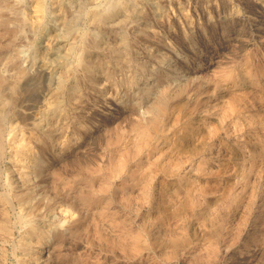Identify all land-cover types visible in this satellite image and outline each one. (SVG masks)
<instances>
[{"label":"rangeland","instance_id":"obj_1","mask_svg":"<svg viewBox=\"0 0 264 264\" xmlns=\"http://www.w3.org/2000/svg\"><path fill=\"white\" fill-rule=\"evenodd\" d=\"M33 1L34 0H0V31L3 32V31H17V29L19 30L18 33H16L11 37V39L13 40V44L11 45L12 48L9 49H7V47H5L4 45V43L8 38L7 33L5 32L3 35L0 36V60H1L0 70L2 74L7 78V80L12 78V74L14 71V68L10 69V67L8 66L9 63H8L7 55L9 53L17 54L18 63L24 67L31 65L27 68H30V71L31 70L34 71L36 63H38L37 61H39L40 60L39 58L41 57L39 55L40 54L42 55L43 48H45L44 45L47 42L46 36L52 32H55L56 30L57 32L59 30L60 31L67 30L66 24L63 21L64 12L66 13L64 15L65 16L67 15V17L74 16L73 15L74 11L72 12V15L70 11L68 10L65 11L66 4L68 5L70 3L67 0L65 1L43 0L44 7L46 8H44L45 10H43L42 12L36 10ZM53 1L55 2V4ZM87 1L88 3H86ZM102 1L104 0H96V1L93 0V2L92 0H85V4L95 5ZM141 1L137 0L139 6L142 7L141 8L142 9L141 16L143 15L142 19L143 21L145 20L144 22L147 21L150 27L148 25L147 28L142 26L140 27V25H142L140 24L139 25L140 28L139 27L136 28L137 26L135 27V25L141 20V17H139V18H134L131 21L128 20L125 24L120 25L118 27V30L133 31L134 29V31H144V30L158 31L157 34L153 36V38H151L152 40L151 42L153 43L151 47L152 51L149 53L144 51L140 52V55L143 54V57L141 58L143 60L147 59V62L150 63L146 68V72L145 71L143 72L144 75L148 72L153 71L152 65L155 66L158 71L157 76L156 75L153 77L149 76L148 78V80L153 79L152 82H155L153 91L159 90L161 82L166 83V82H171V80L174 82V84L172 83V86L175 85L176 82L183 80H184L183 82H187L190 85V89H189L190 102L188 101L183 109L177 110L174 113V117L172 116L173 117L172 122L177 121V123L181 126L184 125L195 126L196 121H198L199 119H203V118L205 119L210 117L211 119L215 120L221 114V111L222 113L225 112L227 123L224 125V127H221L220 124L217 122L215 123L216 124L215 127L218 128H215L214 129L215 132L213 133V143H214V147L212 148L213 156L206 157L204 160L201 161L199 160V158L194 159L192 163H195L196 167L198 168L200 167L201 169H199L198 173L194 177H192L193 174L191 172L188 173L189 176L186 178H182L181 175L180 178H178L179 180L181 179L180 180L181 184L179 187L169 188L170 187L169 183L172 182L173 180H170L167 176L159 173L157 167L156 168L157 176L155 175L151 183V186L154 185L152 186L151 193L150 194L144 193L143 187L141 191V186H142V181L140 180L141 171L144 167L148 166V164L147 163L145 164V161H140L138 163L137 162L129 163L128 167H130L131 169L130 171L126 168L123 171L124 172L123 174L120 173L119 175L117 174L111 175L112 177H109L110 178L109 180L111 181L110 183L111 188L108 190V192L106 191V193L100 189L99 186L100 180L95 182V184H93L92 186L82 187L81 188L82 190L81 189L79 190L80 192L77 191L76 193L75 192L68 193L64 188V184H62L59 179H56L52 176L53 172L60 176H67V177H69L71 173L75 174L79 171H83L87 173L89 171H94V170L96 171L99 169V171L101 170L100 171L101 173H107V171L109 172L111 170V167L115 166V162H114L115 160H113L112 158L110 159L109 157L110 154L108 153L109 149H107L106 143L104 142L106 138L105 136H106L107 127L112 126L111 128L113 129V131L123 130L124 133L128 136L132 132L131 131L132 123L136 119H139V117H142L144 115L146 116L149 114V112L146 111L145 104L148 103L149 100H151L150 96L152 97V95L148 94L147 88L146 86H144V84H140L137 87L123 88L121 91V96L124 99L121 101L116 100V102L110 103L108 99L106 100L103 94H100L97 91V89L94 87V83L90 81L92 84L91 85L90 82L88 81L85 82L86 84H81V88L87 89L86 92L84 91V89L80 90L81 94L84 97L80 96L78 97V99H73V97L69 98V100H71L70 101L71 103L69 102V100L67 101L64 100L65 106L67 108L65 110L67 118L61 121L60 118L52 115L50 110L46 109L48 108L49 105V103L46 104L48 97L50 99L53 98V96L50 93L49 87L54 86L55 76H52L50 73H47L42 77L43 78L42 79L40 77V73L34 72L31 74L32 72L31 71L29 76L23 79L22 81L23 83L21 82L22 88L20 92L22 93L17 96L15 103L17 104L27 103V105H29V107L31 106L30 108H32L34 111L28 108L29 110L27 111H29L28 112L29 114L20 113L21 114L20 115L16 113L18 110L17 109L18 106L16 107L14 104L13 106L11 105V98L8 95H6L5 99L2 100V104L0 102V105L4 107L10 106L9 108L10 111L12 112L10 113V117L13 116V122L15 121L13 125L15 126L16 124L17 125L21 124L18 127L15 126L13 129L10 130V127L12 125V120L10 119L7 120L5 122L6 132H8L6 136L10 137V135L13 134V132H17V133L20 132L19 136L23 135V138L26 137L25 139L30 142L28 143L27 146V147L30 146V149H28L29 152L27 153V158H25V160L30 158V160L37 162V166L34 165L36 166L34 169H36L38 165L43 166L44 173L41 174L39 173V175L38 174L35 175L36 177H34V181H33L34 182L33 194L35 196L33 203H36L35 205L37 204L40 205H37L36 209L34 208L32 214L28 216L25 215L24 217L25 218L29 216L34 217L35 221H37V226L40 227L41 230L49 234L45 239L41 240V242L43 243L45 241H46L45 243H48L46 250L43 251L47 256V262H46L47 264H264V206H261L264 204V152L262 153L261 157H259L254 163H252L253 149L251 146V141L253 139V136L264 131V0H251V1L250 0H242V1L241 0H219V1L218 0H190V1L189 0L188 1L187 0H172V1L171 0H146V1L141 0ZM248 3L250 8L248 7ZM24 7H26L25 10ZM15 8L17 9V11H15ZM57 8L58 10H56ZM23 14L24 15L27 14L26 15L27 19L25 18L24 19L25 21H22L19 24V26H17L18 25L17 19L19 16ZM40 15L44 18H41ZM79 16H80L78 17L79 19L74 16L73 18L74 25L76 24L78 25V27L81 26L84 27L89 25L85 15H79ZM48 17L49 19H47ZM40 18L43 21L42 27H39L37 25L38 20ZM182 22L183 24H181ZM60 24H62L61 27ZM33 31H43L44 33L42 32L43 35H39L36 33L34 34V38H33V33H32ZM96 31H103V30L96 29ZM182 31H193L195 33L194 38L190 40V38H188V36L182 33ZM30 35H32V37ZM25 41L27 44L25 43ZM135 42L137 44L138 40L135 39ZM159 49H161V51H168L171 53V55L168 56L167 59L163 62H158V59L155 55L157 54ZM189 50L192 52H189ZM203 56H205L204 58L206 60L203 62V64L201 65V67L197 72H193L194 66H196L198 60ZM30 58L32 59L30 60ZM45 59L50 63H52V70L54 72L55 71L57 72L58 66L57 63L54 62L55 59H52L51 57L50 58L45 57ZM111 84H109L110 85L109 88L111 90H115V85L113 86ZM84 85H87V87H85ZM156 85L159 86L157 87ZM82 91H84V93ZM75 100L77 101L79 100L78 101L79 103L84 102V104H79ZM209 102L212 103L210 104ZM33 105H35V107ZM96 105H98L99 107ZM143 112H145L146 114L145 113L143 114ZM137 113L138 116L135 115ZM75 114H78L79 118L81 119L80 121L78 122L72 121V117ZM79 114H81L82 116H80ZM128 114H132V115L128 116ZM21 116L23 117L25 116L24 118L27 117L25 119V124H23L22 122L20 123ZM41 118H45L49 126L50 125L55 126L56 132L58 131L63 132L62 138H66L69 144L76 143L78 145H73L71 147L69 146V148H65L62 155H60L57 151L53 149V146H51L49 141H47V143H42L41 141L39 142L37 131L40 129H38V126L33 127L34 125L32 121L38 122ZM27 119L31 121L28 120L27 122ZM127 120L129 121V123ZM95 121H97L95 125L96 127L94 126L93 130L91 131L93 126L92 124H94ZM107 123H111V124H107ZM112 123H114L115 126ZM202 127L204 126H199L200 128L199 130H201ZM72 128L77 129L78 131L77 135L75 134L76 138L74 135H72V133L70 134ZM214 134L216 135V137ZM80 140L81 142H79ZM39 147L40 148L42 147L43 149L42 148L40 149ZM230 147H235L237 149L239 158H234L233 156H231L229 150ZM47 149L49 150L48 153L46 152L48 151ZM227 151L229 153H227ZM12 155L13 152L12 150L9 149H6V152L2 153V155L0 154V156H2L0 157V168L2 169V170L0 169V191L2 192V193L0 192L1 195L0 199L3 193L5 194L6 192H9L7 182L8 181L13 182L14 181L13 179L17 175L15 173L16 166L12 164L13 163L11 160ZM28 155H31V157H28ZM90 158L92 159L89 160ZM101 162H103L104 164H102ZM3 166L4 168H2ZM56 168L59 169L56 170ZM86 169H88L89 171ZM136 172L138 175L136 174ZM120 175L121 176L125 175L126 178L122 179ZM159 175H161L162 178ZM218 175L220 178L218 177ZM132 177L134 178L132 179ZM207 177L208 179H206ZM197 182L199 183V185ZM193 184L196 185L197 190L199 189L197 191L198 193L197 197L193 196L194 193L192 192L191 189ZM130 185L132 188L130 187ZM186 185H190V186H186ZM122 187H124V189ZM83 188H85V190ZM96 188L98 189L96 190ZM255 189L257 191H255ZM127 191L130 194H127L128 193ZM233 191H235L236 193ZM91 192L93 193L92 196H90L92 194ZM168 192H171V194ZM59 193L60 194L62 193V195H60ZM136 193L137 194L139 193V195H137ZM252 193H254V195H252ZM81 194L87 195L89 199L95 200V202L82 201V199L79 198ZM104 194L107 196L106 203H103L102 198L100 199V197H102ZM123 195L124 197H122ZM254 196L256 198H254ZM117 197L120 199L118 200ZM250 197H253L255 199V204H254L255 206H253L252 208H250V210H248L249 208L246 204L248 202L245 203L244 201H248L247 199H249ZM234 198L237 199V201ZM74 199L76 200V202ZM205 200H207V202ZM118 201L119 202L121 201L120 202L121 204ZM213 201L217 203L218 209L221 212L217 210L216 204ZM178 202H180V204ZM219 202L222 203L220 204ZM12 203L13 204L10 203L5 204L2 203V199L0 200V204H1L0 211L3 212L2 210L6 209L9 221L16 224V226L13 229V232L10 233L9 236L5 237L2 234H0L1 237L0 240H3V242L0 241V264H19L21 262L20 259L24 255V251L26 250L24 249V246L22 245L20 238L22 237V235L25 234L28 226L26 227L25 225L27 224L24 225V223L22 224L21 222L18 221L19 214L17 213H22V210L19 204L15 200H13ZM163 203L164 206H162ZM196 203H199L201 206ZM198 205L200 206V209ZM182 208H186V209H182ZM1 212H0V221L3 215V213ZM110 212L112 213L110 214ZM100 213L103 214L101 215ZM95 215L96 217H94ZM181 215H183V217ZM83 216L86 218L85 220ZM64 217H66L68 220H65ZM130 217L134 220H132ZM144 218H146V220ZM210 218H213L214 220ZM99 219H101V221ZM82 220H84L82 222L83 225L81 223ZM245 220H247V222L249 221V224ZM58 221H61L62 225H57L56 228L54 227V222L57 223ZM86 222L88 223L89 228H87ZM220 223H222L221 226ZM112 228L113 229L116 228L117 230L116 229L113 230ZM56 229L61 230L62 235L61 234L59 235V233L56 235ZM69 229H71V231ZM92 229H94V231ZM147 230L148 232H146ZM181 231L184 232V234ZM213 231L216 233H214ZM136 232H141V234L143 235L140 239L138 246L136 247L137 249H134L132 242H130L131 236L129 234ZM149 234H151V236H153L152 238L154 239H151L149 237ZM26 235L34 242V246L31 249L32 253H30V256H32L37 249L39 250L41 249L38 246L39 244L36 243V239H38V236L36 235V233L33 232H29ZM62 240L64 243L63 246L60 245V241ZM4 241H6V243ZM121 241L123 242V244L121 243ZM125 249L128 250L126 251ZM174 250H176V252ZM62 253H64L66 256L62 255Z\"/></svg>","mask_w":264,"mask_h":264},{"label":"bare ground","instance_id":"obj_2","mask_svg":"<svg viewBox=\"0 0 264 264\" xmlns=\"http://www.w3.org/2000/svg\"><path fill=\"white\" fill-rule=\"evenodd\" d=\"M46 1V0H45ZM52 1V0H51ZM50 1V2H51ZM65 1V0H64ZM70 2L68 5L66 4L65 11H70L71 15L73 12V15L75 17H80L79 15H85L87 18V22L89 25L87 26H81L78 27V25H74V16L73 17H67L63 14V21L66 24V31H59L57 30L55 32H52L48 34L47 42L44 45L45 48H43V53L37 61L36 66L34 68V71H30V68L21 66L18 63V57L17 54L12 53L8 54V66L10 69L14 68L12 78L7 80V78L2 74L0 70V102L2 104V100L5 99V96L8 95L11 98V105L13 104L17 107L18 114H29L27 110L29 105L27 103H15L16 98L18 95H20L22 92L21 90V82L23 79L29 76L30 72L31 74L36 72L40 73V77L42 78L45 74L50 73L52 76H55V84L54 86H50V93L53 96L52 99L48 97L47 103L48 110L51 111V114L55 117H58L61 119V121L65 120L67 118L66 115V106L64 100H69V98L78 99V97H82L80 90H83L84 88H81V84H86L85 82H93L94 87L97 89V91L100 94H103L106 98L110 101V103L116 102V100H123L124 98L121 96V91L123 88H130V87H137L140 84H144L147 88V92L150 96L151 100H147L148 103L145 104L146 111L149 112L148 115H144L142 117H139V119H136L132 123L131 133L127 136L123 130L120 131H113L111 127H107L106 129V138L105 143L107 146V149H109L110 159L112 158L115 160V166L111 167V170L107 173H101L98 170L89 171L87 173L83 171H79L77 173H71L69 177L67 176H60L53 172V177L56 179H59L62 184H64V188L66 192H77L84 186H92L100 180L99 186L100 189L106 193L111 188V181L109 180V177H112L111 175H119L120 173L123 174L124 170L127 168L129 171L131 170L130 167H128V164L131 162H140L145 161V164L147 163L148 166L144 167L141 171V191L143 187L144 193H151L152 185L151 183L156 175L157 167L159 173L167 176L170 180H173L169 183V188L173 187H179L181 184V179L179 180L180 176L182 175V178L188 177V173L191 172L193 174L192 177H194L200 167H196L195 163H192V161L196 158H199V160H204L206 157L213 156L212 154V148L214 147L213 143V133L215 132L214 129L218 128L215 127V123H219L221 127H224V125L227 123L225 112L222 113L217 117V119L213 120L210 117L199 119L196 121L195 126H181L177 123V121L172 122V118L174 117V113L177 110L183 109L184 106L187 104V102L190 100L189 98V89L190 85L187 82L179 81L176 82L175 85L172 86V83L174 82L171 80V82H161L159 90L153 91L154 83L152 82L153 79L148 80L149 76H157V69L155 66L152 65L153 71L148 72L144 75V71L146 72V68L150 64L147 62V59L143 60L141 57H143V54L140 55L141 51L144 52H151L152 51V40L153 36L157 34L158 31H122L118 30V27L120 25L125 24L128 20H132L134 18L141 17L140 22H138L135 27L138 28L140 24V27H146L149 26L148 22H144L141 16L142 7L139 6L137 0H104L100 3H97L95 5H86L85 0H67ZM96 1V0H95ZM141 1V0H140ZM146 1V0H145ZM172 1V0H171ZM188 1V0H187ZM190 1V0H189ZM219 1V0H218ZM242 1V0H241ZM251 1V0H250ZM54 2V1H53ZM67 2V3H68ZM93 2V0H92ZM142 2V1H141ZM144 2V1H143ZM181 2V1H180ZM217 2V1H216ZM215 2V3H216ZM221 2V1H220ZM228 2V1H227ZM257 2V1H256ZM4 3V2H3ZM28 3V1H27ZM58 3V2H57ZM60 3V2H59ZM88 3V1L86 2ZM91 3V2H90ZM145 3V2H144ZM154 3V2H153ZM189 3V2H188ZM219 3V2H218ZM254 3V2H253ZM34 6L36 7V10L39 12H42L45 10L44 8V2L43 0H34L33 1ZM55 4V2H54ZM150 4V3H149ZM174 4V3H173ZM21 5V4H20ZM31 5V4H29ZM154 5V4H153ZM172 5V4H170ZM219 5V4H218ZM232 5V4H231ZM8 6V5H7ZM46 6V4H45ZM53 6V4H52ZM65 6V5H64ZM157 6V5H156ZM175 6V5H174ZM220 6V5H219ZM28 7V6H27ZM31 7V6H30ZM51 7V6H50ZM167 7V6H166ZM165 7V8H166ZM177 7V6H176ZM179 7V6H178ZM214 7V6H213ZM218 7V6H217ZM216 7V8H217ZM248 7L249 3H248ZM13 8V6H12ZM49 8V7H48ZM151 8V7H150ZM188 8V7H186ZM205 8V7H204ZM26 7H24V10ZM156 9V8H155ZM160 9V8H159ZM164 9V8H163ZM191 9V8H190ZM211 9V8H210ZM28 10V9H27ZM32 10V9H31ZM58 10V8L56 9ZM182 10V9H181ZM188 10V9H187ZM193 10V9H192ZM199 10V9H198ZM209 10V9H208ZM15 11L17 9L15 8ZM63 11V10H62ZM67 11V12H68ZM38 12V13H39ZM53 12V11H52ZM149 12V11H148ZM183 12V11H182ZM193 12V11H192ZM205 12V11H204ZM258 12V11H256ZM255 12V13H256ZM49 13V12H48ZM58 13V12H57ZM145 13V12H144ZM162 13V11H161ZM164 13V12H163ZM177 13V12H176ZM50 14V13H49ZM148 14V13H147ZM169 14V13H168ZM200 14V13H198ZM20 15V14H19ZM27 15V14H26ZM26 15H21L17 19V26L22 21H25L24 19ZM37 15V14H36ZM69 15V14H68ZM221 15V14H220ZM39 16V15H38ZM41 16V15H40ZM192 16V15H191ZM225 16V15H224ZM230 16V15H229ZM233 16V15H232ZM248 16V15H247ZM46 17V16H45ZM146 17V16H145ZM148 17V16H147ZM196 17V16H195ZM221 17V16H220ZM31 18V17H30ZM41 18H44L41 16ZM38 20V26L42 27L43 21L42 19ZM205 18V17H204ZM249 18V17H248ZM49 19V17L47 18ZM79 19V18H78ZM85 19V18H83ZM146 19V18H145ZM34 20V19H33ZM58 20V17H57ZM219 20V19H218ZM241 20V19H240ZM61 21V20H60ZM150 21V20H149ZM233 21V20H232ZM258 21V20H256ZM193 22V21H192ZM3 23V22H2ZM27 23V22H26ZM51 23V22H50ZM132 23V22H131ZM172 23V22H171ZM169 23V24H171ZM252 23V22H251ZM129 24V23H128ZM183 24V22L181 23ZM185 24V23H184ZM193 24V23H192ZM248 24V23H247ZM54 25V24H53ZM62 24H60L61 27ZM64 25V24H63ZM84 25V24H83ZM162 25V24H161ZM52 26V25H51ZM155 26V25H154ZM195 26V25H192ZM247 26V25H246ZM46 27V26H45ZM139 27V28H140ZM150 27V26H149ZM175 27V26H174ZM21 28V27H20ZM24 28V27H23ZM156 28V27H155ZM159 28V27H158ZM168 28V27H167ZM171 28V27H170ZM209 28V27H208ZM47 29V28H46ZM96 29H100L103 31H96ZM121 29V28H120ZM157 29V28H156ZM195 29V28H194ZM26 30V29H23ZM42 30V29H41ZM169 30V29H168ZM187 30V29H186ZM45 31V30H44ZM166 31V29H165ZM209 31V30H208ZM228 31V30H227ZM253 31V30H252ZM7 33L8 38L6 42L4 43L5 47L7 49L12 48L11 45L13 44V40L11 37L19 32L17 31H0V36L4 33ZM43 31H33V38L34 34L43 35ZM172 32V31H170ZM210 32V31H209ZM21 33V32H20ZM19 33V34H20ZM162 33V32H161ZM167 33V32H166ZM181 33V32H180ZM190 40L194 38L195 33L193 31H182ZM248 34V33H247ZM169 35V34H168ZM215 35V34H214ZM253 35V34H252ZM32 37V35H30ZM170 36V35H169ZM177 36V35H176ZM198 36V34H197ZM41 37V36H40ZM45 37V39H46ZM166 37V36H165ZM254 37V36H253ZM19 38V37H18ZM36 38V37H35ZM43 38V37H42ZM179 38V37H178ZM214 38V37H213ZM15 39V38H13ZM21 39V38H20ZM32 39V38H31ZM135 39L138 40V43L136 44ZM171 39V38H170ZM199 39V38H198ZM206 39V38H205ZM4 40V39H3ZM25 40V39H24ZM35 40V39H34ZM174 40V39H173ZM229 40V39H228ZM263 40V39H262ZM21 41V40H20ZM171 41V40H170ZM29 42V41H27ZM204 42V41H203ZM26 43V41H25ZM33 43V42H31ZM29 43V44H31ZM44 43V42H43ZM24 44V42H23ZM27 44V43H26ZM40 44V43H39ZM21 45V44H19ZM178 45V44H177ZM180 45V44H179ZM201 45V44H200ZM24 46V45H22ZM162 46V45H161ZM203 46V45H202ZM192 47V46H191ZM204 47V46H203ZM26 48V47H25ZM29 48V47H28ZM187 48V47H186ZM185 48V49H186ZM179 49V48H178ZM262 49V48H261ZM59 50V52H58ZM169 50V49H167ZM192 50V49H191ZM157 51V49H156ZM179 51V50H178ZM241 51V50H240ZM172 52V51H171ZM189 52H192L189 50ZM203 52V51H202ZM21 53V52H20ZM181 53V52H178ZM39 54V53H38ZM30 55V54H29ZM33 55V54H32ZM158 62H163L167 59L168 56L171 55L168 51H161V49L158 50L157 54H155ZM154 55V56H155ZM199 55V54H198ZM197 55V56H198ZM187 56V55H186ZM185 56V57H186ZM25 57V56H24ZM32 57V56H31ZM45 57L55 59L54 62L57 63L58 69L57 72L52 70V63L47 61ZM205 56L201 57L198 60V63L193 68V72H197L203 62L206 60L204 58ZM32 58H30L31 60ZM25 60V59H24ZM1 61V60H0ZM53 61V60H52ZM209 61V60H208ZM151 62V61H150ZM191 62V61H190ZM30 63V62H29ZM4 64V63H3ZM24 64V63H23ZM152 64V63H151ZM157 64V63H156ZM155 64V65H156ZM168 65V64H166ZM178 66V65H177ZM165 67V66H164ZM2 69V68H1ZM192 70V69H191ZM4 71V70H3ZM9 71V70H7ZM6 71V72H7ZM11 71V70H10ZM185 72V71H184ZM4 73V72H3ZM200 73V72H199ZM198 73V74H199ZM186 74V73H185ZM201 74V73H200ZM9 75V74H8ZM36 75V74H35ZM182 75V74H181ZM184 75V74H183ZM195 75V73H194ZM203 75V74H202ZM180 76V75H179ZM10 77V76H9ZM187 77V76H186ZM215 77V76H214ZM45 78V77H44ZM210 78V77H209ZM212 78V77H211ZM43 79V78H42ZM33 80V79H32ZM40 80V79H39ZM108 80V81H107ZM202 80V79H201ZM208 80V79H207ZM43 81V80H42ZM46 81V80H45ZM51 81V80H50ZM177 81V80H176ZM35 82V81H34ZM90 82V84H91ZM23 83V82H22ZM112 83V84H111ZM51 84V83H50ZM109 84L115 85V90H111L109 88ZM31 85V84H30ZM89 85V84H88ZM92 85V84H91ZM87 87V85H84ZM112 86V87H113ZM157 86V85H156ZM159 86V85H158ZM157 86V87H158ZM111 87V88H112ZM221 87V86H220ZM47 88V87H46ZM158 89V88H157ZM236 89V88H235ZM241 89V88H240ZM25 90V89H23ZM22 90V91H23ZM48 90V89H47ZM87 89H84L86 92ZM141 90V89H140ZM84 91H82L84 93ZM92 91V90H91ZM139 91V90H138ZM223 91V90H222ZM32 93V92H31ZM89 93V92H88ZM39 94V93H38ZM126 94V93H125ZM132 94V92H131ZM16 95V96H14ZM34 95V94H33ZM148 95V96H149ZM209 95V94H208ZM207 95V96H208ZM14 96V98H13ZM42 96V95H41ZM87 96V95H86ZM147 96V97H148ZM211 96V95H210ZM25 97V96H24ZM40 97V96H39ZM84 97V96H83ZM128 97V96H127ZM139 97V96H137ZM9 98V99H10ZM19 98V97H18ZM122 98V99H121ZM149 98V97H148ZM22 99V98H21ZM45 99V98H44ZM83 99V98H82ZM91 99V98H90ZM139 99V98H138ZM206 99V98H205ZM20 100V99H19ZM36 100V99H35ZM80 100V99H79ZM78 100V101H79ZM96 100V99H95ZM102 100V99H100ZM215 100V99H214ZM71 100H69L70 102ZM77 101V100H75ZM77 101V102H78ZM98 102V101H97ZM190 102V101H189ZM219 102V101H218ZM7 103V101H6ZM71 103V102H70ZM75 103V102H74ZM73 103V104H74ZM79 103V102H78ZM104 103V102H103ZM210 103V102H209ZM212 103V102H211ZM210 103V104H211ZM84 104V102L79 103ZM97 104V103H96ZM119 104V103H118ZM122 104V103H121ZM127 104V103H126ZM226 104V103H225ZM92 105V104H91ZM106 105V104H105ZM109 105V104H108ZM35 107V105H33ZM68 106V105H67ZM77 106V104H76ZM74 106V107H76ZM83 106V105H82ZM81 106V107H82ZM90 106V105H89ZM98 106V105H96ZM101 106V105H100ZM104 106V105H103ZM141 106V105H140ZM224 106V105H223ZM10 107V106H9ZM9 107H4L0 105V154L6 152V149L12 150L13 155L11 157L12 164L16 166V177L13 179L14 181H8V189L9 192H6L5 194H2V203L7 204H13V200H15L21 210L22 213H17L18 215V221L27 227L26 232L22 237L20 238L22 245L24 246V255L21 257V262L24 264H45L47 262V256L45 255L44 250H46L48 243L41 242L42 239H45L49 234L45 231L41 230L40 227L37 226V221H35V218L32 216H29L25 218L24 216H28L33 213L34 208L36 209L37 204L33 203L34 201V177L35 175H39V173H44L43 166L38 165L36 169H34L37 166V162H34L32 160L26 159L27 153L29 152L28 149H30V146H28V143H30L28 140L23 138L22 136H19V133L13 132V134L10 135V137H7L5 122L7 120H12V125L10 127V130L13 129L15 126L18 127L19 125H13V116L10 117V111ZM41 107V106H40ZM72 107V106H71ZM80 107V106H79ZM99 107V106H98ZM102 107V106H101ZM108 107V106H107ZM218 107V106H217ZM227 107V106H225ZM42 108V107H41ZM110 108V107H109ZM116 108V107H115ZM114 108V109H115ZM220 108V107H219ZM32 108H30L31 110ZM45 109V110H46ZM102 109V108H101ZM112 109V108H111ZM122 109V108H121ZM135 109V108H134ZM224 109V107H223ZM33 110V109H32ZM44 110V109H43ZM76 110V109H75ZM78 110V109H77ZM100 110V108H99ZM113 110V109H112ZM116 110V109H115ZM143 110V109H142ZM205 110V109H204ZM27 111V112H26ZM34 111V110H33ZM42 111V110H41ZM73 111V110H72ZM86 111V110H85ZM93 111V110H92ZM231 111V110H229ZM75 112V111H74ZM116 112V111H115ZM114 112V113H115ZM202 112V111H200ZM215 112V110H214ZM218 112V111H217ZM15 113V112H14ZM32 113V112H31ZM41 113V112H40ZM48 113V112H47ZM46 113V114H47ZM71 113V112H70ZM145 112H143L144 114ZM186 113V112H185ZM219 113V112H218ZM232 113V112H231ZM33 114V113H32ZM50 114V115H51ZM90 114V113H89ZM146 114V113H145ZM179 114V113H178ZM214 114V113H213ZM12 115V114H11ZM21 115V114H20ZM82 116L81 114H79ZM113 115V114H112ZM132 115V114H128ZM138 116V113L135 114ZM29 116V115H28ZM101 116V114H100ZM136 116V117H137ZM173 116V117H172ZM25 117V116H24ZM23 116H21L20 123L22 122L25 124V119ZM42 117V116H40ZM45 117V116H44ZM98 117V116H97ZM103 117V116H102ZM112 117V116H111ZM19 118V117H18ZM39 118V117H36ZM86 118V117H85ZM113 118V117H112ZM132 118V117H131ZM16 119V117H15ZM30 119V118H29ZM27 119V122L28 120ZM49 119V118H48ZM94 119V117H93ZM107 119V118H106ZM111 119V118H110ZM129 119V118H128ZM34 120V119H33ZM39 120V119H38ZM52 120V119H51ZM81 119L79 118L78 114L73 115L72 121L78 122ZM217 120V121H216ZM31 121V120H29ZM56 121V120H55ZM90 121V120H89ZM128 121V120H127ZM11 122V121H10ZM8 122V123H10ZM42 122V123H41ZM87 122V121H86ZM91 122V121H90ZM96 122L92 124V129L96 125ZM103 122V121H102ZM229 122V121H228ZM258 122V121H257ZM33 127L38 126V140L42 143H47V141L50 142L51 146H53V149L57 151L60 155H62L65 148H69V146L78 145L76 143L69 144L67 142L66 138H62L63 132L58 131L56 132V128L53 125H48L45 118H41L38 122L32 121ZM31 123V124H32ZM50 123V122H48ZM115 123V122H114ZM114 123H112L114 125ZM129 123V121H128ZM28 124V123H27ZM86 124V123H85ZM100 124V123H98ZM111 124V123H107ZM124 124V123H123ZM218 124V125H219ZM242 124V123H241ZM118 125V124H116ZM125 125V124H124ZM197 125V126H196ZM24 126V125H22ZM30 126V125H29ZM115 126V125H114ZM199 126L202 127L201 130H199ZM26 127V126H24ZM28 127V126H27ZM87 127V126H86ZM96 127V126H95ZM122 127V126H121ZM8 128V127H7ZM23 128V127H22ZM61 128V127H60ZM103 128V127H102ZM105 128V127H104ZM115 128V127H114ZM29 129V128H28ZM34 129V128H33ZM62 129V128H61ZM123 129V128H122ZM19 130V129H18ZM21 130V129H20ZM199 130V132H198ZM14 131V130H13ZM31 131V130H29ZM72 131V132H71ZM70 131V134L75 136L78 133L77 129H73ZM97 131V130H96ZM103 131V130H102ZM25 132V131H24ZM68 132V131H67ZM224 132V131H223ZM11 133V132H10ZM32 133V132H31ZM101 133V132H100ZM232 133V132H231ZM76 134V135H75ZM94 134V133H92ZM104 134V132H103ZM67 135V134H66ZM96 135V134H95ZM99 135V133H98ZM215 135V134H214ZM232 135V134H229ZM25 136V134H24ZM86 136V135H85ZM91 136V135H90ZM104 137V136H103ZM216 137V135H215ZM220 137V135H219ZM227 137V136H226ZM248 137V136H247ZM232 138V137H231ZM102 139V138H100ZM100 141V140H99ZM81 142V140L79 141ZM78 142V143H79ZM84 144V142H83ZM102 144V143H101ZM87 145V144H86ZM103 145V144H102ZM42 146V145H41ZM44 146V145H43ZM251 146L253 149V156H252V163H254L259 157H261L262 153L264 152V131L261 133L256 134L253 136V139L251 141ZM83 147V146H81ZM80 147V148H81ZM40 148V147H39ZM42 148V147H41ZM40 148V149H41ZM48 148V147H47ZM73 148V147H72ZM71 148V149H72ZM100 148V146H99ZM222 148V147H221ZM226 148V147H225ZM43 149V148H42ZM103 149V148H102ZM101 149V150H102ZM48 150V149H47ZM106 150V149H104ZM230 154L234 158H239V154L237 152V149L235 147H230ZM43 151V150H42ZM41 151V152H42ZM74 151V150H73ZM47 153L49 152L46 151ZM70 152V151H69ZM76 152V151H75ZM100 152V151H99ZM103 152V151H102ZM101 152V153H102ZM107 152V151H106ZM105 153V152H104ZM103 153V154H104ZM227 153H229L227 151ZM226 153V154H227ZM241 153V152H240ZM45 154V153H44ZM51 154V153H50ZM49 154V155H50ZM68 154V153H67ZM106 154V153H105ZM108 154V155H109ZM52 155V154H51ZM50 155V156H51ZM66 155V154H65ZM77 155V154H76ZM101 155V154H99ZM215 155V154H214ZM242 155V154H241ZM53 156V155H52ZM230 156V157H231ZM2 157V156H0ZM5 157V155H4ZM28 157H31V155H28ZM35 157V155H34ZM5 159V158H4ZM90 158L89 160H91ZM109 159V158H108ZM221 159V158H220ZM38 160V159H37ZM58 160V159H57ZM95 160V159H94ZM4 161V160H3ZM6 161V160H5ZM103 161V160H102ZM106 161V160H105ZM208 161V160H207ZM2 162V161H1ZM53 162V161H52ZM96 162V161H95ZM99 162V161H97ZM214 162V161H213ZM44 163V162H43ZM69 163V162H68ZM80 163V162H79ZM83 163V162H82ZM92 163V162H91ZM104 164L103 162H101ZM231 163V162H230ZM42 164V163H41ZM53 164V163H51ZM50 164V165H51ZM78 164V163H77ZM76 164V165H77ZM36 165V166H34ZM71 165V164H70ZM107 165V164H106ZM139 165V164H138ZM216 165V164H215ZM65 166V163H64ZM74 166V165H73ZM104 166V165H103ZM136 166V165H135ZM200 166V165H198ZM217 166V165H216ZM56 167V166H55ZM138 167V166H137ZM4 168V166L2 167ZM12 168V167H11ZM45 168V167H44ZM63 168V167H62ZM70 168V167H69ZM136 168V167H134ZM142 168V167H140ZM1 169V168H0ZM15 169V167H14ZM59 168H56V170ZM72 169V168H71ZM85 169V168H84ZM133 169V168H132ZM2 170V169H1ZM64 170V169H62ZM136 170V169H135ZM9 171V170H8ZM48 171V170H47ZM51 171V170H49ZM73 171V170H72ZM106 171V170H105ZM71 172V171H70ZM104 172V171H102ZM126 172V171H125ZM4 173V172H3ZM50 173V172H49ZM215 173V172H214ZM128 174V173H127ZM132 174V173H131ZM137 174V172H136ZM209 174V173H208ZM2 175V174H1ZM8 175V174H7ZM44 175V174H43ZM138 175V174H137ZM200 175V174H199ZM210 175V174H209ZM216 175V174H214ZM220 175V174H219ZM218 175V177H219ZM233 175V174H232ZM10 176V175H9ZM134 176V175H133ZM157 176V175H156ZM161 177V175H159ZM242 176V175H241ZM244 176V175H243ZM122 179H125V175H120ZM137 177V176H135ZM159 177V178H160ZM205 177V176H204ZM131 178V177H130ZM134 177H132L133 179ZM162 178V177H161ZM220 178V177H219ZM44 179V178H43ZM52 179V178H51ZM114 179V178H113ZM117 179V178H116ZM208 179V177L206 178ZM218 179V178H217ZM6 180V179H5ZM4 180V181H5ZM115 180V179H114ZM50 181V180H49ZM52 181V180H51ZM57 181V180H56ZM128 181V180H127ZM237 181V179H236ZM129 182V181H128ZM133 182V181H132ZM161 182V181H160ZM159 182V183H160ZM186 182V181H185ZM205 182V181H203ZM52 183V182H51ZM162 183V182H161ZM168 183V182H167ZM198 183V182H197ZM59 184V183H58ZM155 184V183H154ZM157 184V183H156ZM192 184V183H191ZM232 184V183H231ZM39 185V184H38ZM54 185V183H53ZM57 185V184H56ZM55 185V186H56ZM114 185V184H113ZM118 185V183H117ZM124 185V184H123ZM163 185V184H162ZM167 185V184H166ZM199 185V183H198ZM53 186V187H55ZM63 186V185H62ZM61 186V187H62ZM134 186V185H133ZM140 186V184H139ZM165 186V184H164ZM190 186V185H186ZM52 187V185H51ZM60 187V185H59ZM96 187V186H95ZM131 187V185H130ZM99 188V187H98ZM96 188V190L98 189ZM120 188V187H119ZM124 189V187H122ZM132 188V187H131ZM130 188V189H131ZM165 188V187H164ZM168 188V189H169ZM5 189V188H4ZM61 189V188H59ZM85 190V188H83ZM89 189V188H88ZM160 189V188H159ZM182 189V188H181ZM192 192L194 193L193 196H198L197 187L196 185H192L191 187ZM204 189V187H203ZM202 189V190H203ZM6 190V189H5ZM58 190V189H57ZM82 190V189H81ZM140 190V189H138ZM137 190V191H138ZM163 190V189H162ZM165 190V189H164ZM175 190V189H174ZM184 190V188H183ZM208 190V189H207ZM114 191V190H113ZM112 191V192H113ZM126 191V190H125ZM231 191V188H230ZM255 191H257L255 189ZM1 192V191H0ZM5 192V191H4ZM58 192V191H57ZM61 192V191H60ZM80 192V191H79ZM87 192V191H86ZM90 192V191H89ZM88 192V193H89ZM121 192V191H120ZM128 192V191H127ZM139 192V191H138ZM180 192V191H179ZM183 192V191H182ZM202 192V191H201ZM204 192V191H203ZM235 192V191H233ZM2 193V192H1ZM54 193V192H53ZM72 193V194H73ZM92 193V192H91ZM115 193V192H114ZM140 193V192H139ZM139 193L137 195H139ZM166 193V192H165ZM164 193V194H165ZM171 194V192H168ZM178 193V190H177ZM187 193V192H185ZM206 193V191H205ZM212 193V192H211ZM215 193V192H214ZM236 193V192H235ZM60 194V193H59ZM71 194V196H72ZM109 194V193H108ZM119 194V193H118ZM127 194H130L129 192ZM163 194V193H162ZM176 194V193H175ZM191 194V192H190ZM234 194V193H233ZM232 194V195H233ZM62 195V193L60 194ZM74 195V194H73ZM89 195V194H88ZM93 193L90 195L92 196ZM97 195V194H96ZM110 195V194H109ZM125 195V194H124ZM124 195L122 197H124ZM142 195V194H141ZM140 195V196H141ZM157 195V194H156ZM160 195V194H159ZM169 195V194H168ZM182 195V194H181ZM187 195V194H186ZM204 195V194H202ZM206 195V194H205ZM254 195V193H252ZM256 195V194H255ZM1 196V195H0ZM59 196V195H58ZM57 196V197H58ZM65 196V195H64ZM70 196V195H69ZM75 196V195H74ZM111 196V195H110ZM120 196V195H119ZM126 196V195H125ZM165 196V195H164ZM192 196V195H191ZM217 196V195H216ZM63 197V196H62ZM107 196L104 194L100 199L102 198L103 203L107 202ZM130 197V196H129ZM235 197V196H234ZM248 197V196H247ZM74 198V197H73ZM76 198V197H75ZM79 198L82 199V201L85 202H95V200L89 199L87 195L81 194ZM93 198V197H92ZM118 198V197H117ZM115 198V199H117ZM134 198V196H133ZM139 198V197H138ZM158 198V197H157ZM224 198V197H223ZM222 198V199H223ZM254 198H256L254 196ZM253 197H250L247 199L248 201H244L248 206V210L255 206V199ZM0 199V200H1ZM70 199V198H69ZM67 199V200H69ZM120 198H118L119 200ZM144 199V198H143ZM180 199V198H179ZM177 199V200H179ZM193 199V198H192ZM191 199V200H192ZM197 199V198H196ZM219 199V197H218ZM235 199V198H234ZM75 200V199H74ZM78 200V199H77ZM159 200V199H158ZM190 200V201H191ZM195 200V199H194ZM203 200V198H202ZM214 200V199H213ZM237 201V199H235ZM41 201V200H40ZM73 201V200H71ZM80 201V200H79ZM111 201V200H110ZM146 201V200H145ZM149 201V199H148ZM167 201V200H166ZM196 201V200H195ZM207 202V200H205ZM76 202V200H75ZM119 202V201H118ZM121 202V201H120ZM119 202V203H120ZM125 202V201H124ZM123 202V203H124ZM147 202V201H146ZM160 202V201H159ZM169 202V201H168ZM192 202V201H191ZM190 202V203H191ZM214 202V201H213ZM235 202V201H234ZM79 203V202H78ZM77 203V204H78ZM82 203V202H81ZM110 203V202H109ZM136 203V202H135ZM167 203V202H166ZM180 204V202H178ZM194 203V202H193ZM201 203V202H200ZM215 203V202H214ZM213 203V204H214ZM220 204L222 202H219ZM231 203V202H230ZM44 204V203H43ZM50 204V203H49ZM121 204V203H120ZM125 204V203H124ZM123 204V205H124ZM148 204V203H147ZM199 204V203H196ZM210 204V203H209ZM216 207L217 210L218 206L217 203ZM219 204V205H220ZM239 204V203H238ZM257 204V203H256ZM262 204V203H261ZM1 205V204H0ZM66 205V204H65ZM112 205V204H111ZM145 205V204H143ZM175 205V203H174ZM184 205V204H183ZM192 205V204H191ZM195 205V204H194ZM200 205V204H199ZM198 205V206H199ZM205 205V204H204ZM208 205V204H207ZM212 205V204H211ZM234 205V203H233ZM240 205V204H239ZM245 205V204H244ZM14 206V205H13ZM43 206V205H42ZM51 206V205H50ZM79 206V205H78ZM118 206V205H117ZM136 206V205H134ZM138 206V205H137ZM141 206V205H140ZM147 206V205H146ZM164 206V203L163 205ZM201 206V205H200ZM199 206V209H200ZM203 206V205H202ZM213 206V205H212ZM245 206V207H247ZM260 206V205H259ZM261 206H264L261 205ZM1 207V206H0ZM16 207V206H15ZM53 207V206H52ZM66 207V206H65ZM86 207V206H85ZM93 207V205H92ZM110 207V206H109ZM119 207V206H118ZM126 207V206H125ZM166 207V206H165ZM171 207V206H170ZM184 207V206H183ZM223 207V206H222ZM234 207V206H233ZM7 208V207H6ZM84 208V207H83ZM88 208V207H87ZM97 208V206H96ZM113 208V207H112ZM137 208V207H136ZM135 208V209H136ZM140 208V207H139ZM190 208V207H188ZM195 208V207H194ZM193 208V209H194ZM204 208V207H203ZM209 208V207H208ZM232 208V207H231ZM5 209V207H4ZM14 209V208H13ZM53 209V208H51ZM78 209V208H77ZM92 209V208H91ZM101 209V207H100ZM107 209V208H104ZM186 209V208H182ZM196 209V208H195ZM9 210V209H8ZM119 210V209H118ZM122 210V209H121ZM230 210V209H229ZM247 210V209H246ZM252 210V209H251ZM3 215L2 219L0 221V234L3 236H9L10 233L13 232L14 227L16 226L15 223L10 222L7 214V210H2ZM53 211V210H52ZM86 211V210H85ZM134 211V210H133ZM185 211V210H184ZM197 211V210H196ZM199 211V210H198ZM216 211V208H215ZM220 211V210H219ZM223 211V210H222ZM253 211V210H252ZM12 212V211H11ZM82 212V211H81ZM84 212V210H83ZM109 212V211H108ZM117 212V211H116ZM131 212V211H130ZM142 212V211H141ZM174 212V211H173ZM207 212V211H205ZM221 212V211H220ZM247 212V211H246ZM245 212V213H246ZM24 213V214H23ZM87 213V212H86ZM92 213V212H91ZM112 212H110L111 214ZM115 213V212H113ZM140 213V212H139ZM179 213V212H178ZM202 213V211H201ZM200 213V215H201ZM217 213V212H216ZM249 213V212H248ZM15 214V213H14ZM38 214V213H37ZM101 214V213H100ZM103 214V213H102ZM101 214V215H102ZM160 214V213H159ZM199 214V213H198ZM205 214V213H204ZM214 214V213H213ZM247 214V213H246ZM67 215V214H66ZM85 215V214H84ZM90 215V214H89ZM148 215V214H147ZM195 215V214H194ZM193 215V216H194ZM212 215V213H211ZM12 216V215H11ZM37 216V215H36ZM119 216V215H118ZM134 216V215H133ZM146 216V215H145ZM149 216V215H148ZM183 217V215H181ZM249 216V215H248ZM247 216V217H248ZM84 217V216H83ZM93 217V216H92ZM96 217V215L94 216ZM107 217V216H106ZM147 217V216H146ZM153 217V216H151ZM150 217V218H151ZM156 217V216H155ZM154 217V218H155ZM159 217V216H158ZM198 217V216H195ZM194 217V218H195ZM211 217V216H208ZM207 217V218H208ZM250 217V216H249ZM76 218V217H75ZM131 218V217H130ZM136 218V217H135ZM187 218V217H186ZM215 218V217H214ZM15 219V218H14ZM65 220H68L66 217H64ZM77 219V218H76ZM86 218L84 217V220ZM110 219V218H109ZM115 219V218H114ZM117 219V218H116ZM132 219V218H131ZM130 219V220H131ZM146 220V218H144ZM148 219V218H147ZM152 219V218H151ZM214 220L213 218H210ZM72 220V219H71ZM81 220V219H80ZM82 220L81 223L84 221ZM101 221V219H99ZM120 220V219H119ZM122 220V218H121ZM134 220V219H132ZM149 220V219H148ZM155 220V219H154ZM153 220V221H154ZM185 220V219H183ZM112 221V220H111ZM125 221V219H124ZM129 221V220H128ZM141 221V220H139ZM189 221V220H188ZM193 221V220H192ZM197 221V220H196ZM247 222V220H245ZM137 222V221H136ZM135 222V223H136ZM143 222V221H142ZM141 222V223H142ZM182 222V221H181ZM185 222V221H183ZM20 223V224H21ZM61 221H58L57 223L54 222V227L57 228V225H62ZM80 223V222H79ZM87 223V222H86ZM100 223V222H99ZM150 223V222H149ZM157 223V222H156ZM218 223V222H217ZM249 224V221L247 222ZM19 224V225H20ZM105 224V223H104ZM133 224V222H132ZM140 224V223H138ZM153 224V223H152ZM188 224V223H187ZM186 224V225H187ZM207 224V223H206ZM246 224V223H245ZM83 225V223H82ZM81 225V226H82ZM110 225V224H108ZM159 225V223H158ZM161 225V224H160ZM195 225V224H194ZM222 223H220V226ZM243 225V224H242ZM18 226V225H17ZM21 226V225H20ZM79 226V225H78ZM87 228L88 223H87ZM143 226V225H142ZM181 226V225H180ZM80 227V226H79ZM78 227V228H79ZM123 227V226H121ZM133 227V226H132ZM186 227V226H185ZM217 227V226H216ZM215 227V228H216ZM246 227V226H244ZM17 228V227H16ZM65 228V227H64ZM76 228V227H75ZM134 228V227H133ZM154 228V227H153ZM22 229V228H21ZM113 229V228H112ZM116 229V228H114ZM113 229V230H114ZM128 229V228H127ZM126 229V230H127ZM136 229V228H135ZM165 229V228H164ZM247 229V228H245ZM71 231V229H69ZM94 231V229H92ZM117 230V229H116ZM125 230V231H126ZM149 230V229H148ZM148 230L146 232H148ZM166 230V229H165ZM210 230V227H209ZM249 230V229H248ZM25 231V230H24ZM144 231V230H143ZM142 231V232H143ZM157 231V230H156ZM221 231V230H219ZM29 232L36 233L38 236V239H36V243H38L40 250L37 249L32 256H30V253H32V247L34 246V242L26 235ZM74 232V230H73ZM85 232V231H83ZM131 232V231H129ZM133 232V231H132ZM182 232V231H181ZM212 232V231H211ZM214 232V231H213ZM20 233V232H18ZM61 233V230L56 229V235ZM64 233V232H63ZM68 233V232H67ZM72 233V232H71ZM94 233V232H93ZM121 233V232H120ZM170 233V232H169ZM184 234V232H182ZM216 233V232H214ZM213 233V235H214ZM223 233V232H222ZM182 234V235H183ZM221 234V233H220ZM116 235V234H115ZM131 241L133 248L137 249L140 239L143 234L141 232L136 233H130ZM167 235V234H166ZM173 235V234H172ZM178 235V234H177ZM16 236V235H15ZM82 236V235H81ZM96 236V235H94ZM103 236V235H102ZM106 236V235H105ZM161 236V235H160ZM164 236V235H163ZM171 236V235H170ZM174 236V235H173ZM12 237V236H11ZM17 237V236H16ZM99 237V236H97ZM104 237V236H103ZM116 237V236H115ZM120 237V236H117ZM149 237L151 239L153 236L149 234ZM159 237V236H158ZM162 237V236H161ZM212 237V236H211ZM1 238V237H0ZM75 238V237H74ZM144 238V237H143ZM166 238V237H164ZM171 238V237H170ZM177 238V237H176ZM209 238V236H208ZM78 239V238H77ZM103 239V238H102ZM162 239V238H161ZM179 239V238H178ZM6 240V239H5ZM10 240V239H9ZM116 240V239H115ZM147 240V239H146ZM3 242V240H0ZM159 241V240H158ZM162 241V240H161ZM170 241V240H169ZM220 241V240H219ZM6 243V241H4ZM8 242V241H7ZM12 242V241H11ZM146 242V241H145ZM160 242V241H159ZM167 242V241H166ZM179 242V241H178ZM69 243V242H68ZM67 243V244H68ZM123 244V242L121 241ZM149 243V242H148ZM177 243V242H176ZM174 243V244H176ZM212 243V242H211ZM10 244V243H9ZM130 244V243H127ZM181 244V243H180ZM60 245L63 246V240L60 241ZM59 245V246H60ZM167 245V244H166ZM169 245V244H168ZM8 246V245H7ZM14 246V245H13ZM16 246V245H15ZM126 246V245H125ZM124 246V248H125ZM3 247V246H2ZM5 247V246H4ZM28 247V248H27ZM132 247V246H131ZM148 247V246H147ZM146 247V248H147ZM15 248V247H14ZM59 248V247H58ZM63 248V247H62ZM122 248V247H121ZM120 248V249H121ZM123 248V249H124ZM130 248V247H129ZM139 248V247H138ZM171 248V247H170ZM180 248V246H179ZM151 249V248H150ZM48 250V249H47ZM126 250V249H125ZM128 250V249H127ZM126 250V251H127ZM131 250V249H129ZM144 250V249H143ZM171 250V249H170ZM177 250V249H176ZM176 250H174L176 252ZM215 250V249H214ZM6 251V250H5ZM58 251V250H57ZM141 251V250H140ZM173 251V252H174ZM70 252V251H69ZM130 252V251H128ZM171 252V251H170ZM172 252V253H173ZM4 253V252H3ZM57 253V252H56ZM61 253V252H60ZM68 253V252H67ZM133 253V252H132ZM211 253V252H210ZM10 255V254H9ZM14 255V254H13ZM21 255V254H20ZM62 255H65L62 253ZM79 255V254H78ZM132 255V254H131ZM2 256V255H1ZM5 256V255H4ZM52 256V255H50ZM55 256V255H54ZM57 256V255H56ZM66 256V255H65ZM6 257V256H5ZM16 257V255H15ZM13 258V256H12ZM18 258V257H17ZM16 258V259H17ZM7 259V258H6ZM58 259V258H57ZM56 259V260H57ZM5 260V259H4ZM13 260V259H12ZM6 261V260H5ZM39 261V262H37ZM17 262V261H15ZM20 262V263H21ZM58 262V261H57ZM3 263V261H2ZM13 263V262H11ZM19 263V264H20ZM21 263V264H22ZM55 263V262H54ZM63 263V262H62ZM77 263V262H76ZM80 263V262H79ZM47 264V263H46Z\"/></svg>","mask_w":264,"mask_h":264}]
</instances>
